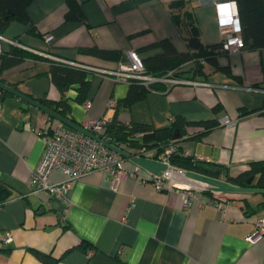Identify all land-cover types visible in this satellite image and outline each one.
<instances>
[{"label": "crops", "instance_id": "crops-1", "mask_svg": "<svg viewBox=\"0 0 264 264\" xmlns=\"http://www.w3.org/2000/svg\"><path fill=\"white\" fill-rule=\"evenodd\" d=\"M79 1L83 18H65L67 0H33L28 23L10 21L3 33L41 58L26 57L5 68L4 81L35 98L59 99L63 94L50 77L53 61L114 69L128 61L130 50H138L143 58L162 51L156 43L166 38L178 51L190 49L188 39L194 31L205 47L222 40L218 0H184L183 7H173L176 0ZM174 14H180L181 21ZM2 46L3 52L12 48L6 41ZM93 46L120 55L105 58L87 50ZM202 59L199 73H194V58L176 69L179 76L196 82L159 83L121 118L158 128L172 125L178 117L215 121L211 128L199 127L202 131L195 126L176 131L178 151L224 163L237 175L251 161L264 159V46L219 52L218 64L230 67L232 73ZM128 89L126 81L93 73L89 108L87 100L77 101L75 87L65 96L72 116L83 123L88 118H111L115 107L108 100L117 102ZM51 122L45 111L0 89V183L13 188L8 200H0V245L11 247L9 253L0 254V264H43L30 248L52 254L59 259L56 264H264V236L247 238L255 231L257 218L264 217V209L257 206L262 192H254L258 197L252 192H223L228 199L219 208L214 191L200 182L208 189L197 191L187 205L180 188L158 190L132 176L119 179L113 188L112 175L101 169L73 180L69 201L32 191L29 181L46 149L42 130ZM125 165L132 167L133 162ZM64 177L56 169L51 180Z\"/></svg>", "mask_w": 264, "mask_h": 264}, {"label": "trees", "instance_id": "trees-1", "mask_svg": "<svg viewBox=\"0 0 264 264\" xmlns=\"http://www.w3.org/2000/svg\"><path fill=\"white\" fill-rule=\"evenodd\" d=\"M32 1L33 0H0V32H3L10 21L14 19L28 23L30 21L28 5ZM236 2L238 4L242 24V36L245 41V46H264V0H236ZM67 3L69 8L66 12L65 18H83V10L79 0H67ZM171 5L173 7H183L185 5V1L176 0ZM187 13V17L191 18L192 14L190 12ZM173 18L177 21H181L180 14H174ZM156 44L161 45L163 50L143 58L146 66V72L148 73L164 75L169 70H175L184 62L193 58L197 59V64L194 70L195 74L199 73L204 68V64L201 63V58L208 61L210 60L217 68L223 69L228 73H232L230 67L218 64L217 57L219 53L214 51L218 44L205 47L196 31H194V33L189 37L188 46L190 49L186 51H178L170 39L167 38ZM87 50L105 58H118L120 55L117 50L101 48L98 46L90 47ZM26 57L35 59L41 58V55L32 53L29 50L17 45H12L10 51L0 52V78L3 79L1 74L5 68L20 62ZM93 73L95 72L88 68L65 62L63 63L62 61H53L50 68V77L52 82L58 87L63 95L59 99L50 98L48 96L37 99L43 104L55 109L62 115L77 120L72 116V105L68 96H65V93L70 88L75 87L77 90V101L85 102L92 86ZM11 85L17 88L16 84ZM154 86L157 87V84H154ZM0 89L4 95L11 94L5 89ZM153 89L154 88H148L138 80L129 82V89L126 96L117 100L114 106V115L111 118H107L105 127L102 131L97 132V134H99L103 139L114 144L119 145L122 143L123 148L131 153H136V150L143 146L156 149L157 152H161L171 142L177 140L174 136L176 131L183 133L186 130L189 131L188 129H190L191 126H195L202 131L203 129L211 128L216 124L215 121L197 123L186 121L185 119L178 117L175 119L173 118L172 125L164 128H158L154 127L152 124L132 120L125 121L121 118L122 112L129 110L132 104L143 99L148 92ZM255 110L256 109L247 110L246 112L249 113ZM47 115L50 118V121H52L50 123L51 125L59 121L50 114L47 113ZM199 127H203V129ZM178 150L179 149L176 148L170 158L172 164L180 169L194 170L212 177L226 179L238 185L264 187V159L251 161L248 169L237 175H232L228 166L224 163L201 160ZM125 161L131 160L126 159ZM251 176H254V178L251 182H249L248 180ZM12 194V186L8 184V182L2 181L0 183L1 202L3 203L8 200ZM246 204H250L249 201H246ZM257 206L262 210L264 209V192L263 199L257 204ZM30 250L40 260H42L43 264H56L59 260L52 254L43 252L36 248H30ZM10 251L11 247L0 245V254L9 253Z\"/></svg>", "mask_w": 264, "mask_h": 264}, {"label": "built area", "instance_id": "built-area-1", "mask_svg": "<svg viewBox=\"0 0 264 264\" xmlns=\"http://www.w3.org/2000/svg\"><path fill=\"white\" fill-rule=\"evenodd\" d=\"M217 20L222 33L220 44L214 49L216 53L223 51H236L245 46V41L242 36V24L239 15L238 4L236 0H218L216 2ZM50 40L51 35H47ZM6 41L12 45H20V42L14 38L6 36L0 32V52H3L2 43ZM128 61L120 64L114 69L101 68L81 62L63 60L65 63L74 64L80 67L93 70L95 73H101L104 76H111L116 80L132 82L138 80L148 88L158 89L154 84L164 83L167 86L178 83L196 82L189 78H184L177 74V70H169L164 75H156L146 72V66L143 57L137 50H130ZM205 62V59H202ZM206 84L207 82H201ZM116 102L110 98L108 105L115 106ZM85 106L89 108L91 101L87 100ZM227 119V118H226ZM107 123V118H88L82 124L89 130L97 133L102 131ZM46 140L45 152L37 166L32 172L29 184L34 192H47L55 194L68 200V192L71 188L73 180L80 178L86 173L101 169L111 174L113 177L112 186L117 188L119 179L132 176L142 184H151L156 189H182L184 194L185 204L189 205L196 196L197 191L206 190L208 187L201 183H195L187 177L184 170L174 166L171 162V154L176 150L177 143L171 142L160 153L156 149L147 148L146 146L136 150L135 154L149 156L161 160L168 164V167L162 170L160 175L144 174L145 170L139 164L133 162L132 167L125 165L126 158L118 151L106 146L97 139L77 131L58 121L45 126L42 130ZM118 145V144H116ZM118 146L123 148L122 143ZM124 149V148H123ZM60 170L65 177L59 181H52L51 175L54 170ZM213 190V189H212ZM216 199L214 204L219 207H224V202L228 196L221 191L213 190ZM264 236V217L257 218L255 231L247 236L251 241ZM11 237H7L9 241ZM190 264H203L201 262H192Z\"/></svg>", "mask_w": 264, "mask_h": 264}, {"label": "water", "instance_id": "water-1", "mask_svg": "<svg viewBox=\"0 0 264 264\" xmlns=\"http://www.w3.org/2000/svg\"><path fill=\"white\" fill-rule=\"evenodd\" d=\"M0 87L17 95L18 97L22 98L26 102L40 108L41 110L45 111L46 113L50 114L54 118L62 121L69 127L81 131L86 135H89L98 141L102 142L106 146L118 151L121 155H123L126 159H129L137 164H139L144 169L152 172L153 174L160 175L162 170L168 167V164L158 160L153 157L143 156L135 153H131L126 149L121 148L120 146L103 139L99 134L87 129L81 122L69 118L67 116L62 115L55 109L43 104L37 98L29 95L28 93L20 90L19 88L14 87L13 85L7 83L3 79L0 78ZM185 174L192 179L195 183H207L210 189L221 191V192H264V187L260 186H243L234 184L231 181H228L223 178L212 177L194 170H185ZM254 176L249 178V182L253 180Z\"/></svg>", "mask_w": 264, "mask_h": 264}, {"label": "rangeland", "instance_id": "rangeland-1", "mask_svg": "<svg viewBox=\"0 0 264 264\" xmlns=\"http://www.w3.org/2000/svg\"><path fill=\"white\" fill-rule=\"evenodd\" d=\"M252 194L254 195V196H260V194L258 195V193H254V192H252Z\"/></svg>", "mask_w": 264, "mask_h": 264}]
</instances>
